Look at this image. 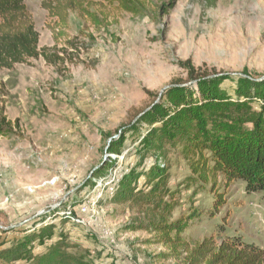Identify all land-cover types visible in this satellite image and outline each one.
Masks as SVG:
<instances>
[{"label": "rangeland", "instance_id": "1", "mask_svg": "<svg viewBox=\"0 0 264 264\" xmlns=\"http://www.w3.org/2000/svg\"><path fill=\"white\" fill-rule=\"evenodd\" d=\"M23 1L47 51L0 69V110L13 126L0 136V254L40 233L48 239L10 264H30L54 246L79 264H186L185 249L210 237L264 250L263 194L239 181L226 187L218 175L225 203L215 214L212 183L187 180L177 126L169 117L137 122L159 101L167 111L183 108L160 92L173 80L192 84L180 65L187 59L201 71L264 80V0H179L171 9L168 0H144L138 15L89 0L93 19L71 13L57 42L41 0ZM221 90L232 102L219 117L224 127L251 131L264 102L236 100L232 81ZM120 140L119 152H109ZM156 162L167 174L163 213L146 197ZM130 174L139 176L136 189L122 195L119 182ZM160 214L168 223L191 218L182 249L167 248L153 230Z\"/></svg>", "mask_w": 264, "mask_h": 264}, {"label": "trees", "instance_id": "2", "mask_svg": "<svg viewBox=\"0 0 264 264\" xmlns=\"http://www.w3.org/2000/svg\"><path fill=\"white\" fill-rule=\"evenodd\" d=\"M144 0H101L108 5H116L120 10L132 15H138L144 8ZM179 0H168V8H172ZM89 0H41V9L53 23L47 25L52 33L53 41L57 42L66 27L71 13H77L81 19H93L89 12ZM38 33L34 28L32 18L23 0H0V69H12L14 65L29 59L45 57L47 49H39ZM181 67L186 71L191 85H184L180 80H173L164 90L165 97L174 108L184 104L180 111L164 110L161 102L138 116V123L152 124L155 119L169 117L177 129L183 134L184 143L181 153L189 162L191 176L187 179L196 183H212V209L217 214L225 203V192L215 188V179L221 175L228 187L235 181L245 185L246 193H262L264 199V117L254 119L250 117L252 130L234 132L224 127L219 117L226 113L232 102L231 98L221 90L225 81L235 84V99L252 102L259 99L264 102V80L256 82L247 77H232L214 70L201 71L195 69L191 61L182 62ZM196 88V91L194 89ZM226 104V105H225ZM263 104V103H262ZM161 115V116H160ZM264 116V110H263ZM12 124L0 110V136L12 132ZM174 136V135H173ZM172 136V137H173ZM154 140L155 136L147 134L146 138ZM124 140L111 142L108 151L117 154ZM156 143H160L158 137ZM156 150V149H154ZM157 151V150H156ZM196 158V160H195ZM191 159V160H190ZM111 164H107L92 177L97 176ZM157 164V165H156ZM139 176L133 174L121 178L119 185L122 195H131L136 189ZM148 178L155 183L147 192L152 204L157 205L160 213L169 211V203L162 202L168 192L166 188L167 174L164 167L156 162L149 170ZM161 196L159 199L158 196ZM156 200V201H155ZM163 203V204H162ZM188 219L166 222L165 217L157 216L152 227L157 232L162 243L172 250L182 249L180 235L188 227ZM43 232V231H42ZM41 234V233H40ZM27 236L19 243L16 250L5 256L0 254V260L5 264L20 259L27 252L34 241H45L47 236ZM172 236V238H171ZM27 247V250H26ZM186 264H264V250L243 243L240 238H226L216 242L212 237L204 239L192 249H185ZM30 264H79L75 260L61 253L54 246L45 252L31 258Z\"/></svg>", "mask_w": 264, "mask_h": 264}, {"label": "water", "instance_id": "3", "mask_svg": "<svg viewBox=\"0 0 264 264\" xmlns=\"http://www.w3.org/2000/svg\"><path fill=\"white\" fill-rule=\"evenodd\" d=\"M164 89H166V88H163V89L161 90L160 93H162V92L164 91ZM112 139H113V138H112ZM112 139H110V140L108 141V144L110 143V141H111Z\"/></svg>", "mask_w": 264, "mask_h": 264}]
</instances>
